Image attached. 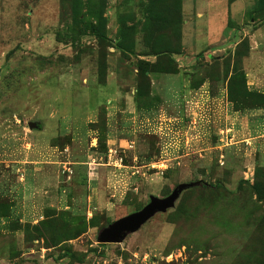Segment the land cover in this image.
<instances>
[{
	"label": "rangeland",
	"instance_id": "obj_1",
	"mask_svg": "<svg viewBox=\"0 0 264 264\" xmlns=\"http://www.w3.org/2000/svg\"><path fill=\"white\" fill-rule=\"evenodd\" d=\"M0 264H264V0H0Z\"/></svg>",
	"mask_w": 264,
	"mask_h": 264
},
{
	"label": "water",
	"instance_id": "obj_2",
	"mask_svg": "<svg viewBox=\"0 0 264 264\" xmlns=\"http://www.w3.org/2000/svg\"><path fill=\"white\" fill-rule=\"evenodd\" d=\"M197 184H201L199 181ZM195 185V183H183L177 186L166 198L151 197V201L141 210L121 217L103 227L97 236L100 243L120 242L132 232L137 231L154 213L165 211L175 204L182 190Z\"/></svg>",
	"mask_w": 264,
	"mask_h": 264
},
{
	"label": "trees",
	"instance_id": "obj_3",
	"mask_svg": "<svg viewBox=\"0 0 264 264\" xmlns=\"http://www.w3.org/2000/svg\"><path fill=\"white\" fill-rule=\"evenodd\" d=\"M100 37H101V35L100 34H98Z\"/></svg>",
	"mask_w": 264,
	"mask_h": 264
}]
</instances>
